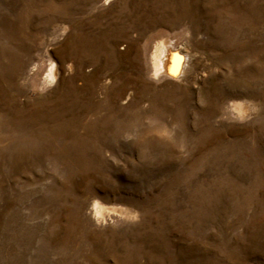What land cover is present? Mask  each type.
<instances>
[{"label": "rangeland", "instance_id": "374dc122", "mask_svg": "<svg viewBox=\"0 0 264 264\" xmlns=\"http://www.w3.org/2000/svg\"><path fill=\"white\" fill-rule=\"evenodd\" d=\"M0 264H264V0H0Z\"/></svg>", "mask_w": 264, "mask_h": 264}, {"label": "bare ground", "instance_id": "6f19581e", "mask_svg": "<svg viewBox=\"0 0 264 264\" xmlns=\"http://www.w3.org/2000/svg\"><path fill=\"white\" fill-rule=\"evenodd\" d=\"M164 44L165 42H163V46H161V52L157 53L155 55V69L156 71H161V70H165L167 73L174 75V76H181V75H185L188 72V67H187V63L185 62V59L182 58L180 55L182 54H178V53H169V50L164 49ZM164 50L167 51V53H169L167 56L166 54L164 55ZM167 57V60H163L161 59V57ZM51 75H53V72L51 73ZM104 211V208L99 207L97 213L98 214H102V212Z\"/></svg>", "mask_w": 264, "mask_h": 264}]
</instances>
